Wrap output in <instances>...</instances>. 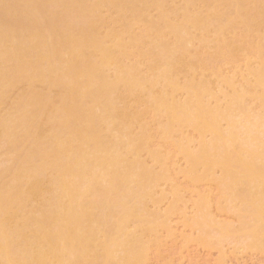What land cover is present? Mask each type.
Returning <instances> with one entry per match:
<instances>
[{"label":"bare ground","instance_id":"1","mask_svg":"<svg viewBox=\"0 0 264 264\" xmlns=\"http://www.w3.org/2000/svg\"><path fill=\"white\" fill-rule=\"evenodd\" d=\"M178 225L264 252V0H0V264H149Z\"/></svg>","mask_w":264,"mask_h":264},{"label":"rangeland","instance_id":"2","mask_svg":"<svg viewBox=\"0 0 264 264\" xmlns=\"http://www.w3.org/2000/svg\"><path fill=\"white\" fill-rule=\"evenodd\" d=\"M178 179H180L179 182L182 181L181 180L182 178L179 177ZM204 183H206V182H203V184ZM201 184H199L200 185L199 189L201 191H204V189L206 190L207 188H209V189L211 188V184H208V182L204 185L203 184L201 185ZM188 195L189 194H187V196H186L187 198H188ZM188 203H189L188 204V207H189L188 212L191 214L192 205L190 204L191 202H188ZM213 207H215V206H213ZM215 208H213L212 211L214 210L213 213L217 216V219L227 220V221L232 222L233 224L234 223L236 224V222L234 220L235 218H233L230 214L224 213V215H223L222 213H218V211L215 210ZM174 219H176V220H174L175 224L177 222H179L178 217H175ZM176 228H177V226H176ZM181 228H182V230L184 229L182 226L178 225V229H176L177 230L176 232H178L176 234L177 238H175L174 240L172 238L165 237L167 235L166 232H161L163 240H165L163 242L164 243L163 247L165 245V247H164L165 249L164 248L161 249V254L164 252L162 254L164 256V259L161 258L162 255H161V257L159 255H156L157 254V253H155L156 250H152V253H150L151 255L149 257L150 259L148 260L149 264H158V263L161 264V263H163V261L169 262V260H171L170 262L173 261L174 264H264V252L252 251L253 252L252 253L251 251H242V250L240 251V250L233 249L232 245L227 244V245H229V246H227L226 244H224V246L226 245L227 247H225V250L223 249L224 250L223 253L225 252V254L223 255V253L222 254L219 253L220 251L217 249H210V248L204 247V246L202 247V246H200V244H197V243L195 244V242L190 243L188 246H184L183 244L181 245V243H183L182 240H180V239H182L180 236L181 232L184 231L185 235L186 234L191 235L190 233H192L193 236L196 235L195 234L196 232L195 233L191 232L189 229H184L183 231H181ZM164 237H165V239H164ZM174 246H176V247H174ZM179 248L181 249L182 252L180 251ZM183 248H184V250H183ZM176 249L179 251H173ZM172 253H173V255H172ZM225 256L227 258L224 259ZM220 257L224 260H222ZM166 260H168V261H166ZM224 261H225V263H224Z\"/></svg>","mask_w":264,"mask_h":264},{"label":"snow or ice","instance_id":"3","mask_svg":"<svg viewBox=\"0 0 264 264\" xmlns=\"http://www.w3.org/2000/svg\"><path fill=\"white\" fill-rule=\"evenodd\" d=\"M19 264H34V262H30V261H27V262H19Z\"/></svg>","mask_w":264,"mask_h":264}]
</instances>
